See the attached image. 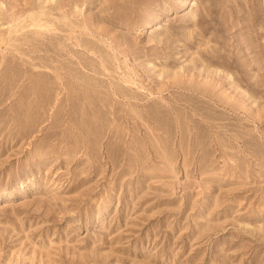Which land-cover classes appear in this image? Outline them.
<instances>
[{
    "label": "rangeland",
    "instance_id": "obj_1",
    "mask_svg": "<svg viewBox=\"0 0 264 264\" xmlns=\"http://www.w3.org/2000/svg\"><path fill=\"white\" fill-rule=\"evenodd\" d=\"M0 264H264V0H0Z\"/></svg>",
    "mask_w": 264,
    "mask_h": 264
}]
</instances>
